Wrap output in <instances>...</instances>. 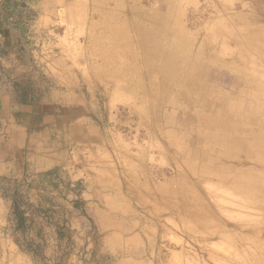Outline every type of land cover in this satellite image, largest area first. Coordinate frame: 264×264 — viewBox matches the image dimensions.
Listing matches in <instances>:
<instances>
[{"label": "rangeland", "instance_id": "374dc122", "mask_svg": "<svg viewBox=\"0 0 264 264\" xmlns=\"http://www.w3.org/2000/svg\"><path fill=\"white\" fill-rule=\"evenodd\" d=\"M52 8L29 32L38 88L63 92L99 134L69 165L0 179L9 264H264V192L250 199L231 187L264 176V147L245 153L247 126L235 117L236 153L225 161L230 146L205 143L213 131L201 121L232 90L264 119V73L247 70L264 69V52L239 44L264 40V0H58ZM175 66L181 77L162 81ZM197 77L219 92L206 94Z\"/></svg>", "mask_w": 264, "mask_h": 264}, {"label": "crops", "instance_id": "0c3cea01", "mask_svg": "<svg viewBox=\"0 0 264 264\" xmlns=\"http://www.w3.org/2000/svg\"><path fill=\"white\" fill-rule=\"evenodd\" d=\"M57 1L0 0V179L21 181L28 173L69 165L74 153L98 139V126L76 117L63 92L39 90L28 60L29 32L51 20ZM9 213L0 197V264L10 262L1 249L11 240L4 230Z\"/></svg>", "mask_w": 264, "mask_h": 264}, {"label": "bare ground", "instance_id": "6f19581e", "mask_svg": "<svg viewBox=\"0 0 264 264\" xmlns=\"http://www.w3.org/2000/svg\"><path fill=\"white\" fill-rule=\"evenodd\" d=\"M250 30L251 29H249L247 31H250ZM251 31L253 32V30H251ZM239 42H240L239 43L240 47L242 49H244V48H248V50L257 49V50L262 51V53L264 52V40H261V38L259 41V38H255L254 36L252 37V35H250L249 38H247V40H239ZM263 57H264V53H263ZM170 60H171V58L169 57L168 60L165 62L167 66H170L169 65ZM240 62H242V59H240ZM251 69L255 70L256 72L264 73V69L262 70L259 67L255 68L251 65L249 68H247V70H249V74H251V75H254V72ZM179 70H181V69L175 66L174 72H172L168 75L165 74V77L162 78V81H166L169 84L175 83L177 78L180 76ZM183 79H185V81H187L185 76L183 77ZM245 80H246V83L248 85L252 84V82L249 78H246ZM194 82H197L198 86L201 87L202 90L205 91V93L208 95H212L214 93L217 94L219 92L218 89L203 85L201 77H197L196 80H194ZM231 85H232L231 90L236 88V86H235L236 82L235 81L232 82ZM194 90L195 89L193 88V86L190 85L189 89L187 90V94H189V92L193 93ZM230 93L233 94V97L231 98V101L228 100V103L224 104L222 106V110L215 112L212 116H209L208 118H207V116H204V115L201 116V121L203 123H205L208 128L210 127V129L213 131V134H210L204 138V142L207 144L221 145L224 148H225V144L227 146L228 145L230 146L227 148V149H229L228 150L229 153L224 155V157L226 158V159H224L225 161L228 158L234 157V155L236 153L235 148H232L230 145V138H229L230 134L233 135L234 129L237 130V128H238V125H237L238 123L237 124L234 123V125H233V123L231 121V119H233L235 117L242 120L243 124L247 126V128L245 130H242L243 136L247 137V142L246 141L244 142L245 153L251 154V152H255L254 149H259L260 147H264V131L262 130V129H264V119L263 120L262 119L259 120V118L256 119V114L259 112V110L256 113V110L252 107V105H248V107H246V109L243 110V106H242L243 102L241 101V98L239 100L236 98V97L241 96V93L237 90H232V91H230ZM260 110L264 113V107L263 106L260 107ZM215 116H216V119L213 118ZM234 121H236V120H234ZM254 125L258 127V131L253 130ZM235 145L237 146V144H235ZM237 148H239V147L237 146ZM262 155H263L262 153H258L257 154L258 159H261ZM209 162H211L210 158H209ZM222 177L224 179L226 178L224 176H222ZM263 177L264 176H253L252 174H250L249 176H247V179L242 178L239 182L240 184H238V183L233 184V177H231L229 179L227 178V182H228V186H230V184L232 182V184H233V186H231L232 188H234L236 190L240 188L243 191V193H245L246 197L251 199V198H254L255 196L258 195V193H256V192H259V196H260L261 195L260 193H262L264 191V179H263ZM216 193L217 192H215V193L210 192L209 194H210V196H213L214 199L220 205H222V203L224 204L223 201H225V200L222 201L221 199H219L218 194H216ZM234 217H235V215L234 216L231 215L233 222L235 220ZM237 226H238V223L235 225V227H237Z\"/></svg>", "mask_w": 264, "mask_h": 264}]
</instances>
